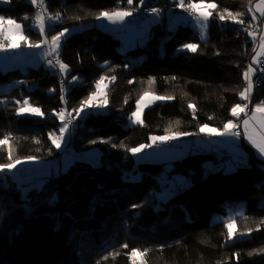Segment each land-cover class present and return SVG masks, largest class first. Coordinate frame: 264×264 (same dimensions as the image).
<instances>
[{
  "label": "trees",
  "instance_id": "1",
  "mask_svg": "<svg viewBox=\"0 0 264 264\" xmlns=\"http://www.w3.org/2000/svg\"><path fill=\"white\" fill-rule=\"evenodd\" d=\"M178 2L45 0L47 14L61 13L47 27V38L79 24L84 28L63 37L59 59L69 66L66 74L43 64L0 70V85L14 83L0 91V139L8 137L0 145V165L28 157L61 162L62 153L49 138L60 125L55 113L63 109L75 116L73 109L96 90L101 76L117 79L107 89L106 112L89 111L69 124L65 150L79 154L97 148L99 164L76 159L26 192L11 176L0 177V264H131L133 249L150 250L143 258L146 264H264V167L250 145L241 143L247 157L234 168L222 162L234 154L220 150L136 163L130 151L157 135L199 134L205 124L223 131L233 120L232 107L245 102L238 93L246 86L243 72L258 42L216 13L225 8L247 13L249 0H205L218 5L207 39L188 24L166 32V13L183 11ZM152 6L165 15L151 25L145 42L125 51L118 50L122 42L116 34L94 25L101 12L132 11L143 19ZM37 10L30 0H0V16L24 25L31 43L44 38L33 28ZM261 25L264 30V20ZM189 43L198 50L182 47ZM259 75L254 76L250 110L264 101ZM73 76L78 80L72 81ZM62 86L65 101L60 99ZM145 92L174 99L145 109L142 125L127 126ZM24 99L44 115H17ZM175 183L172 195L158 198ZM240 203L243 212L229 218L236 220L237 234L228 240L229 219L212 221V216H226Z\"/></svg>",
  "mask_w": 264,
  "mask_h": 264
},
{
  "label": "snow or ice",
  "instance_id": "2",
  "mask_svg": "<svg viewBox=\"0 0 264 264\" xmlns=\"http://www.w3.org/2000/svg\"><path fill=\"white\" fill-rule=\"evenodd\" d=\"M128 4L131 5L133 0H127ZM30 3L37 7L39 11L36 12L34 17V26L38 28L39 35L44 37L40 42L31 43L27 36L24 35L25 26L18 23L15 19L4 18L0 16V51H7L9 49H17L20 47V43L24 42L30 48H42L44 45H47L48 51L44 52L45 56H54L55 57V65H53V61L49 60V65L58 66L59 72L61 75H64L68 71V65L63 63L59 59V51L61 48V41L65 34L69 32V29L65 28L56 35L51 37V41L49 42L46 37V29L48 21H59L61 19V13L57 12L54 15L47 14V8L45 6V0H30ZM140 3L143 4L144 0H140ZM252 0H249V5H251ZM178 7L183 9L184 12L188 14L192 20L196 22V25L200 28V36L203 39L206 35V29L208 27V21L213 16L214 10L217 9L218 5L215 2H205V0H179ZM151 13L159 14L160 10L156 8L149 9ZM259 13V16L256 15ZM132 11L125 10H117L112 12H101L97 19L103 17L106 20L111 21L112 23L124 22L126 17L131 16ZM219 16V20L222 22L231 21L234 24L240 25L241 30L244 31L248 37L252 39L254 44H257L258 37V45L257 48H254L255 55L252 56L251 63L247 67V70L243 72V80L246 82V86L242 91L238 93L241 101H245L246 103H237L231 109V116L240 118L241 114H244L245 118L242 120L244 131L241 133L238 130L237 124L233 123L232 120H228L224 124L223 131H220L216 128H210L207 124L201 126V132H204L208 135H217V136H232L239 137L241 135L246 138L254 148L257 149L258 153L264 157V101L256 104L251 108V115L248 116L249 112V103H251V98L253 95V90L255 86L254 74L256 72V67L259 66L260 71L264 73V31H261L259 34L255 30L257 24L264 20V0H258L254 6H249L247 9V13L245 12H232L227 8L223 12L216 13ZM246 15L251 16V20L246 22L244 17ZM27 18V17H26ZM15 38V39H14ZM7 42V43H5ZM184 49H187L190 52H196L198 50V45L196 44H185L182 46ZM108 62L106 61L105 64ZM117 77H106L101 76L95 82L96 91L89 94V96L80 102V107L73 109L75 112V116L72 115L71 112L66 113L63 109L59 112L55 113L57 118L62 122V127L60 128V135L57 137L54 133L49 134V138L52 140V143L56 148L61 147V142L65 139V133L68 131L69 124L72 122L75 117L80 116L86 109L89 108H105L108 104L107 97V89L116 81ZM175 79V77H173ZM78 77L73 76L72 81H77ZM105 81H108L105 83ZM153 81L150 78L149 83L151 84ZM128 83H133V81H128ZM66 91L64 86L61 87V101H65V96L63 93ZM174 97L172 96H159L153 93L145 92L141 97L136 101V110L131 113L130 120L133 124H143V120L141 118L144 108L148 107L149 104L154 103L156 101H165L172 100ZM127 102V101H125ZM17 103H20L17 101ZM189 109H192L195 112V105L189 104ZM31 114L34 116H43L41 109L39 107H33L28 99L23 100V104L17 110V115L23 114ZM211 119V117H210ZM253 122L258 125L259 130L257 131L255 127L252 126ZM180 134H171L161 137L153 136L151 137L153 143L166 142L171 139H175L177 135ZM8 143V137L4 139H0V145H4ZM145 147H151V145H140L138 148H132L130 151L135 155L136 153L141 152ZM9 158L11 159V151H9ZM27 159L32 160L34 157H28ZM22 163L21 160H16L14 163H9L5 165H0V171L8 170L11 171L16 167V165ZM133 207H137V205H133ZM225 227L227 228V237L228 240L234 239L237 234V225L235 219H229L225 223ZM249 233L251 229L248 230ZM122 247L127 248V245H122ZM149 249H133L130 253H128L129 258L131 260V264H146V261L143 259L149 252ZM261 251H264L262 249ZM116 253H109V256H114ZM108 257H104L103 259H107Z\"/></svg>",
  "mask_w": 264,
  "mask_h": 264
},
{
  "label": "rangeland",
  "instance_id": "3",
  "mask_svg": "<svg viewBox=\"0 0 264 264\" xmlns=\"http://www.w3.org/2000/svg\"><path fill=\"white\" fill-rule=\"evenodd\" d=\"M257 2L258 0H256V3ZM152 8H155V7L152 6V7H149L148 9H152ZM37 11H39V9ZM150 15H151V12L148 15H146L143 19H137L136 18L137 15L132 14L131 16L126 17L125 21L122 23L121 22L112 23L111 21L106 20L103 17H100L99 19H96V21L94 22V25L108 32L113 31L114 33L113 32L112 33L116 34L122 42V44L118 46V50L125 51L129 48H132L131 46L134 47L137 43L142 44L143 42H145L150 33L149 31L150 27L151 25H153V24H150L149 22L153 23V21H156V19H161L162 16L165 15V12L160 10L159 14L154 13V15L152 16ZM256 15L259 16V14H256ZM149 16L150 18H148ZM166 16L168 17L167 24H166V29H167L166 32L173 30L179 23L188 24L197 32V34L201 38L200 28L196 25V22L194 20L188 17V14L186 12L182 11L177 14H173L168 11L166 13ZM128 19L133 20V21L129 22ZM54 22L55 21H48L47 27ZM259 24L261 25V22H259ZM90 25L91 24H88L87 26H90ZM33 28L38 30V28H36L35 26H33ZM83 28H84V25L79 24L75 27L70 28L69 32H67L65 35H67L70 32L80 31ZM208 28H209V21H208V27L206 29V35L203 39H207V37L209 36ZM261 31H264V30L262 29ZM47 39L49 42L51 41V38H47ZM137 39L139 40V42L136 41ZM62 44H63V39L61 41V47H62ZM46 51H48L47 45H44L42 48H30L27 46V44H25L24 42H21L20 47L17 49H14V50L9 49L7 51H0V70L2 72H7L17 67L20 68L21 70H24L30 66H38L40 64H43L46 68L50 69L51 71L55 69H59L57 68L58 66L49 65L48 61L52 59H53L52 60L53 65H55V57L45 56L43 53ZM253 55H255V52L253 53ZM255 67H256L255 74L257 72L262 73L258 65ZM262 74L264 75V73ZM107 82L108 81H105V83ZM13 84L14 83L1 84L0 91H6L10 89ZM156 102H161V101H156ZM156 102L149 104L148 107L152 106ZM148 107L144 108L143 112ZM89 111L106 112L107 106L105 108H89V109H86L82 114L87 113ZM250 115H251V112L248 113V116ZM130 116L128 117L127 126L137 125L131 122ZM75 118L77 119V117ZM141 118L143 120V113H142ZM243 118H245V116H241L240 119H236V120H234L233 118L232 120L233 123L237 124V127L241 133H243L244 131L243 124H242ZM252 126L255 127L257 131L259 130V127L258 125L255 124V122H253ZM61 127H62V122L60 121L59 127L52 133H54L58 137L60 135ZM75 127L76 125L72 126V129H74ZM209 127L214 128L211 126ZM70 129L71 127H69L68 131L65 133V139L64 141L61 142V147L59 148L60 152L62 153L61 158H59L60 160H62L61 162H59L58 159L46 161V160H41V159H36V158L29 160L26 158V159H22L21 160L22 163L16 165V167L12 169L11 171H8V170L0 171V177L7 178L8 176H11L13 180L16 182V185L21 188L22 192H26L34 184L39 186L43 182L42 181L43 178H48L51 175H58L60 172L65 171L68 165L76 159L90 160L94 164H99L100 154L97 148H92L86 151L85 153H79V154L71 150L70 151L65 150L67 147V138H68ZM200 133L193 134V135H186L181 138H175L174 143L172 142V139L166 142L157 141L155 143H153L151 139L149 143L141 144V145H151V147H145L141 152L136 153L135 155L132 152L131 153L134 157L135 163L140 162V161L168 162L173 159L182 158L186 154L193 153V152H198V151H203V150L210 151V150L228 149L229 151H231L232 154H234V156L232 158H225L223 159L222 162L224 165H226L227 168H234L238 162H243L247 157L246 150L241 144L242 142H244L252 147L253 153L263 161L262 166L264 167V157H262L258 153L257 149L254 148L252 144L246 138H244L243 135L239 137L208 135V134H205L204 132H201V130H200ZM168 135H171V133ZM161 136H165V135H157L156 137H161ZM139 146L134 147V148H138ZM225 152L226 151H224V153ZM175 186H176V183L173 184L172 190H166V191H163L162 193H157L158 198L162 199L163 197L165 199L168 196L172 195L173 189L175 188ZM243 209H244V205L243 203H240L228 209L226 216H222L220 214L215 213L212 216V221H220V220L229 219L231 217H235L241 214L243 212Z\"/></svg>",
  "mask_w": 264,
  "mask_h": 264
},
{
  "label": "crops",
  "instance_id": "4",
  "mask_svg": "<svg viewBox=\"0 0 264 264\" xmlns=\"http://www.w3.org/2000/svg\"><path fill=\"white\" fill-rule=\"evenodd\" d=\"M255 2V3H254ZM258 3V2H257ZM256 4V0H252V3H251V5H249V6H254ZM173 14H177V13H173ZM256 14H259V13H256ZM152 15H154V13H151V15L150 16H152ZM150 16L148 17V18H150ZM258 16V15H257ZM157 21H159V19H156V21H153V23L152 22H149L150 24H154V23H156ZM261 22V21H260ZM194 30V29H193ZM261 30H262V26H261ZM195 31V30H194ZM111 32H113V31H111ZM114 33V32H113ZM137 42H139V40L137 39L136 40ZM257 47V46H256ZM259 78L260 79H262V78H264V75L262 74V73H260L259 72ZM255 76V75H254ZM258 78V83H259V81H260V79ZM249 112H251V110H250V108H249ZM248 112V113H249ZM220 151H229L228 149H225V150H220ZM229 152H231V151H229Z\"/></svg>",
  "mask_w": 264,
  "mask_h": 264
},
{
  "label": "built area",
  "instance_id": "5",
  "mask_svg": "<svg viewBox=\"0 0 264 264\" xmlns=\"http://www.w3.org/2000/svg\"><path fill=\"white\" fill-rule=\"evenodd\" d=\"M148 12L150 13L149 9H148ZM255 30L257 31L258 34L261 32V25H260L259 23L257 24ZM257 41H258V37H257ZM251 100H252V98H251ZM244 103H246V102H244ZM250 104H251V103H249V107H250ZM241 116H244V114H241ZM233 118H234V120H236V119H240L241 117H240V118L233 117ZM76 121H77V119L75 118V119L72 120V122H71L70 124H73V123L76 122ZM238 130H239V129H238ZM171 144H172V143H171ZM225 154H226V155H233V154H232L231 152H229V151H226Z\"/></svg>",
  "mask_w": 264,
  "mask_h": 264
}]
</instances>
